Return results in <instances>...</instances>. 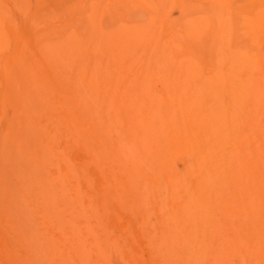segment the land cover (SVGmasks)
Returning a JSON list of instances; mask_svg holds the SVG:
<instances>
[{
  "label": "rangeland",
  "instance_id": "374dc122",
  "mask_svg": "<svg viewBox=\"0 0 264 264\" xmlns=\"http://www.w3.org/2000/svg\"><path fill=\"white\" fill-rule=\"evenodd\" d=\"M216 1L0 0V115L13 111L22 81L31 80L42 104L26 119L24 137L49 154L41 170L46 190L59 193L53 181L67 167L83 166L85 177L65 179L70 204L58 211L28 193L26 173L14 162L26 194L12 197L10 214L53 243L50 252L40 251L28 231L19 258L31 264L39 258L45 264H216L220 253L222 264H264V81L241 63L254 62L259 40L247 41L245 13L263 9L264 0H222V10ZM237 53L236 81L223 73L213 81L216 62L229 68L222 57ZM33 68L32 79L22 75ZM188 69L193 74L184 79ZM88 75L95 80L91 92L83 81ZM250 76L254 81H242ZM74 80L87 99L75 108L82 128L71 134L66 111L43 87H57L55 99L67 107ZM242 88L256 92L258 109L251 108V95L239 101ZM178 93L202 98L173 122V111L162 104L174 97L176 107ZM103 97L109 109L125 111L109 132L100 111L87 104ZM149 101L153 122L145 114ZM203 120L207 126L196 131ZM6 126L0 120V130ZM213 126L223 136L216 142ZM236 151L241 158L226 182L210 188L205 211L191 189L201 163L209 152L218 161ZM32 159L37 176L42 160ZM20 236L0 225V264H16V251L7 248Z\"/></svg>",
  "mask_w": 264,
  "mask_h": 264
},
{
  "label": "bare ground",
  "instance_id": "6f19581e",
  "mask_svg": "<svg viewBox=\"0 0 264 264\" xmlns=\"http://www.w3.org/2000/svg\"><path fill=\"white\" fill-rule=\"evenodd\" d=\"M224 6H225L224 1L222 0L216 1V7H218L219 10H222ZM220 21H221L220 18H218L219 23ZM243 23L246 27L245 37L247 41H251L255 38L259 39L256 42L258 51H257V55L255 56V59L253 60L254 62L252 63L251 61L252 64H250V62L247 61L246 59L241 60L243 62L239 61L238 53L235 56L233 55L224 56L222 57V59L227 60L229 62V65H228L229 68H225L222 70V67L220 66L221 62L217 61L216 70L212 74L213 81H220L219 76L222 73L230 74L232 79L236 81L235 76L238 75L239 69L237 67V64L239 62H241L242 64H245L249 68V70L255 69V71L253 72H258L259 75L257 76V78H255L257 81H264V8L257 11L256 13L255 12L248 13V14L245 13ZM26 58L29 59L30 61L33 60V58L30 55H27ZM258 65L260 68L257 67ZM24 72L25 74H22L23 76L25 75L24 77L28 76L32 79L34 76H31V75L32 73L34 74L36 73V69L33 68L32 71L24 70ZM192 74H193L192 70L190 69L186 70L184 79ZM71 79L73 78L71 77ZM184 79L182 81H185ZM30 81L31 80L22 81L21 86L17 90V102H14L12 104L13 111H11L10 113L6 111L5 113H2L0 115V120L7 122V126L5 127L6 131L0 130V225H3L4 229H6V231L10 234L22 233V236L17 238V242L12 247L9 246L7 248L13 254H14V251H16V253L14 254V260L16 264H25L26 262L27 264H31V260H28L27 256L23 258L18 257V249L20 248V245H21L20 241L24 240L27 237L26 235L28 231L31 233L30 237H32V244L38 247L40 251H43L45 253L50 252L51 250H53V243L41 238L38 234V231H36L35 228H32V226L22 225V223L20 225H17L18 224L17 220H15V217H13V215L10 214V211L12 210V204H14L11 202V200H15L12 197L15 196L16 199H19L23 195L26 194L25 190L19 187V183H20L19 178L14 171L13 165L15 163H18L19 166H21L20 170L26 173L27 179H25V181L27 182V184H29V188H30L28 190V193H31L34 198L35 197L36 198L45 197L47 202H49L50 204H53V206L56 207L58 211H60V209L62 210L65 206H68L70 204V202L66 200L65 195H64L63 188H64V184H66L65 179L67 177L69 179H72V178H78V179L83 178L84 179L85 178L83 176L84 174L83 166H81V169H71L67 167L65 169L64 175L59 178L55 177L53 181L54 186L58 190L61 188L59 190V193L56 196H53L50 191L46 190L44 186L46 178L41 170L45 167V164H46L45 161L47 160V156L49 157V154L43 153V151L40 149H37L36 146H31L28 140L24 137L25 128H26L25 124L27 122L26 119L31 118L33 120L34 117L37 116L35 112L38 111L37 110L38 106H41L38 104H42L40 98L34 95L35 86L32 87ZM83 81H86L84 83H85L87 91L91 92L94 87L92 88L90 84L91 83L93 84L95 80L92 78V76L88 75L85 79H83ZM242 81H254V79L251 78L250 76L246 78L245 80L243 79ZM73 82L74 83L72 84L71 82V84H72L73 92L75 94L72 96L73 101L70 102L72 104L67 107L64 106L66 102L62 103L58 98H57L58 100L55 99V96H57L56 95L57 87L53 86L50 89L49 84H46L45 87H43L44 90L47 92L48 99L55 101L57 104L56 106H61L64 109V111H66L65 121L71 127V131H72L71 134L78 132L79 131L78 128H82L83 121L81 119L79 120L76 119L77 118L76 116H78V113H77L78 110L76 111L75 108L79 106L81 107L83 105L86 106L84 102L87 99L86 97L87 95L85 96L86 91L84 90L83 92L80 91L77 88L78 87L77 82L75 80ZM250 91L252 90L250 89L245 90L244 88L240 89V91L238 90L239 92L238 99L239 101H242L247 96L250 97L251 95V97H253L254 99L251 101V108L254 110L258 109L257 106H258L259 101H256L258 100L256 96V92L254 90L253 92H250ZM176 97H179V102L176 105V107L173 104L174 97H172L171 99H168V98L165 99L162 104L163 107L166 108V110L171 109L173 111V116H172L173 122H175L174 121L175 119H176V122H178L180 117L183 118V117L188 116L186 112L191 109L190 108L191 106H188V104L189 105L191 104L199 105V103L201 102L199 99L202 98V96L199 93L198 94L194 93L192 98H190L189 96L181 97L179 93L178 95H176ZM97 103L93 101V104L91 103H87V104H89L90 108L94 110V114L97 111L98 112L100 111L99 113H101L103 117L105 129L108 132L115 130L116 125H117V118L119 114H122V112H125V111H122L121 108L113 107V106L111 107L112 109L111 108L109 109L108 108L109 102H108L107 97L106 98L103 97L100 100V102H97ZM181 107H183L182 109L183 111L178 112L177 108L180 109ZM134 108L135 107L134 105L132 107V104L127 105V108H125L127 113L130 112L129 116L133 119V121L134 119H136V116H133L132 114V111H134ZM192 108H198V107L195 106ZM147 109L148 110H146L145 112V114H147V117L149 118L147 122H153L154 118L152 116L154 115L151 113V111L154 110L153 102L149 101V107ZM261 121H263V126H264V115L262 116ZM92 122L94 123L93 119L91 123ZM206 124L207 123L205 122V120H203V122H196L194 124L195 130L197 131V130H200L201 128H204ZM141 126L144 130H147L146 125H141ZM236 134L237 132H235L232 135V138H234ZM213 135L215 139L214 142H216V140H219L220 138L223 137V136L221 137V131L215 128L213 129ZM102 139H103L102 141L106 139L105 135L102 136ZM33 157H38L40 160H42V162L40 163V167H41L40 172L37 174V176L36 175L34 176L31 173V171L33 170L32 169L33 167L32 158ZM212 157H213V154L209 152L206 159L203 160V162L201 163L200 175L198 176L196 187L191 188L192 190H195L197 202L200 204H203L202 207L204 208L205 211L207 208L205 199L207 198V194L210 188L219 185V183H224V181L226 182V180L229 179L228 176H229L230 170H232V168L234 167L232 165H235L236 161L241 158L239 151L231 152L229 155H227V158L224 160L218 159V161H216L212 159ZM55 158L58 161H63L59 155H56ZM97 160H100V159H97ZM22 172L20 173L19 171L20 174H22ZM185 191H189V188H186ZM54 198H57L56 201H54ZM17 205L18 203H16V206ZM186 211H188V213H193V209L190 207H186ZM35 260L37 259L35 258ZM217 260H218V264H222V257L220 253L216 254V264H217ZM37 264H45L44 259L39 258L37 260Z\"/></svg>",
  "mask_w": 264,
  "mask_h": 264
}]
</instances>
